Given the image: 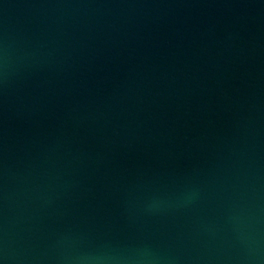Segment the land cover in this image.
<instances>
[{"label": "water", "instance_id": "95a60500", "mask_svg": "<svg viewBox=\"0 0 264 264\" xmlns=\"http://www.w3.org/2000/svg\"><path fill=\"white\" fill-rule=\"evenodd\" d=\"M0 264H264V0H0Z\"/></svg>", "mask_w": 264, "mask_h": 264}]
</instances>
